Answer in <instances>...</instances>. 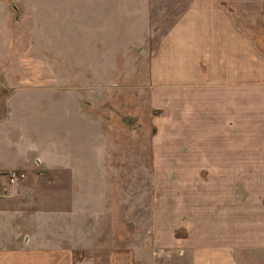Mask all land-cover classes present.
Wrapping results in <instances>:
<instances>
[{"label":"crops","instance_id":"1","mask_svg":"<svg viewBox=\"0 0 264 264\" xmlns=\"http://www.w3.org/2000/svg\"><path fill=\"white\" fill-rule=\"evenodd\" d=\"M132 1L152 14L150 0ZM39 53L20 55L0 3V264H238L264 250V0H187L148 54L159 114L140 241L90 237L87 139L58 136L59 55ZM11 171L25 177L11 182Z\"/></svg>","mask_w":264,"mask_h":264},{"label":"rangeland","instance_id":"2","mask_svg":"<svg viewBox=\"0 0 264 264\" xmlns=\"http://www.w3.org/2000/svg\"><path fill=\"white\" fill-rule=\"evenodd\" d=\"M186 2L150 0L152 14L146 16L138 2L134 11L130 0H0L14 38L20 32V55L38 59L49 45L59 55L54 62L61 77L57 84L70 90L63 95L57 86L53 93L56 132L62 136L67 129L73 138L87 139L90 237L100 231L118 234L123 243L136 234L140 241L148 227L151 120L159 113L148 106L147 59ZM79 142L73 143L77 150ZM259 147L255 150L263 153L264 145ZM79 183L74 177L76 203ZM240 186L233 182L232 190ZM248 187L256 189L253 182ZM96 200L105 208L96 206ZM238 264H264V250L247 251Z\"/></svg>","mask_w":264,"mask_h":264},{"label":"built area","instance_id":"3","mask_svg":"<svg viewBox=\"0 0 264 264\" xmlns=\"http://www.w3.org/2000/svg\"><path fill=\"white\" fill-rule=\"evenodd\" d=\"M8 177H9V180H10L11 182H14V181H17V180H19V179L24 178L25 175H24V173H19V172H17V171H11V172L9 173Z\"/></svg>","mask_w":264,"mask_h":264}]
</instances>
